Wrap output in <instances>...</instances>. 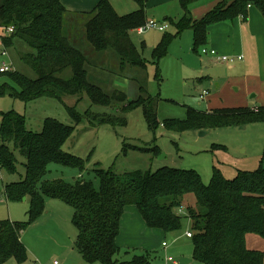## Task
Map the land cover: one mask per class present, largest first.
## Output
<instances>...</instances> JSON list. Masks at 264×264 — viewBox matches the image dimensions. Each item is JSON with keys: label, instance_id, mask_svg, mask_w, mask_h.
<instances>
[{"label": "trees", "instance_id": "trees-1", "mask_svg": "<svg viewBox=\"0 0 264 264\" xmlns=\"http://www.w3.org/2000/svg\"><path fill=\"white\" fill-rule=\"evenodd\" d=\"M137 9L119 14L111 0H100L79 23L85 28L86 42L98 53L113 52L124 73L134 69L146 76L148 64L136 46L130 32L147 21L148 0H133ZM197 0H180L184 16L176 23L178 32L191 27L195 47L205 46L209 27L215 23L246 16L251 4L264 15V0H224L199 20L189 15V6ZM62 0H0V29L14 26L9 35H3L6 46H12L19 37L32 48L21 54L36 73L30 78L19 71L10 72L18 89L4 86L0 96L8 89L10 95L25 102L50 96L64 101L76 96L77 103L84 95L92 104L119 106L120 114L98 113L91 109L81 114L74 106L66 108L74 120L68 125L57 118L47 117L41 131L27 127L26 116L16 110L1 111L0 123V175L2 171L17 173V150L26 158L25 174L18 181L1 186L0 197L9 202H30L29 220H0V264L11 258L23 262L28 258L22 233L44 210L46 198H59L73 208L72 221L78 230L76 248L85 261L102 264H157L154 257L143 250L132 259L120 260L121 250L117 238L126 209L135 206L150 229L165 234L182 231L184 219L191 221L194 258L203 264H264V251L252 248L251 234L264 237V154L260 166L254 171H240L229 180L215 168L209 183L194 169L164 166L155 171L137 169L127 175L105 170L97 163L93 169L96 185L83 175L73 182L62 178L47 179L52 163L86 170V160L65 151L64 144L73 135L76 126L87 119L91 124L126 125L123 113L142 106L148 127L154 133L162 125L167 130H211L224 125L246 121H264V105L256 109L248 106L216 107L199 110L188 107L183 119H158V98L148 93L139 81V94L129 99L122 89L106 90L90 77L92 61L77 43L75 34L67 32L69 18ZM69 22V23H68ZM170 37L154 48L158 62L167 53ZM106 69V68H105ZM5 73V72H4ZM156 140V138H155ZM154 140V141H155ZM139 150L158 156L161 148L124 145V152Z\"/></svg>", "mask_w": 264, "mask_h": 264}, {"label": "rangeland", "instance_id": "rangeland-1", "mask_svg": "<svg viewBox=\"0 0 264 264\" xmlns=\"http://www.w3.org/2000/svg\"><path fill=\"white\" fill-rule=\"evenodd\" d=\"M111 3L119 14L131 13L137 8L133 0H111ZM151 19L165 22L162 18L147 16V20ZM79 22L76 19L73 25L68 24L67 32L69 35L75 34L77 42H74L92 61L89 67L91 79L108 91H126L129 99L139 94L138 82L141 81L148 93L158 98V119L161 123L168 118H185L188 107L205 110L220 106H245L242 103L244 86L238 77L241 74L237 71V61L229 63L201 53L206 46H200L195 51L194 33L192 37L191 31L179 33L170 22L165 31L154 28L147 29L144 33H139L137 29L131 31L133 42L142 51L148 64L145 76L134 69L120 72L119 60L113 52L94 51L86 42L85 28ZM165 37H170L171 41L167 45L166 55L157 62L153 51ZM29 50L32 48L19 37L15 38L12 46H6L0 37V67L8 65L11 71L17 69L26 76L35 78L37 73L21 59V54ZM233 64L234 68H230ZM4 86L19 88L10 72L0 73V88ZM10 92L8 89L0 96V112L16 110L24 114L27 127L37 132L42 130L43 121L47 117L73 125L75 122L66 105L76 104V109L81 114L88 109L98 113L120 114L119 106L92 104L87 95L78 103L76 96L64 97V101L43 96L25 102L11 96ZM204 92H208L206 99L202 97ZM123 116L127 119L126 125H94L86 118L83 119L63 149L85 159L86 170L81 173L77 168L52 163L46 178H62L73 182L83 175L85 179H92L98 185L99 180L93 173L98 163L101 168L112 170L118 175H127L137 169L155 171L164 166L194 169L200 173L205 183H209L215 168L220 169L225 178L232 180L240 171L257 169L263 158L264 121L224 125L205 134H201L200 130H167L160 125L154 133L148 127L142 106L123 113ZM125 144L140 147L157 144L161 153L153 156L133 149L125 153ZM15 153L19 159L18 171L14 174L2 171V188L7 183L20 180L25 174L26 158L17 150ZM29 210V200L9 202L5 195L0 197V220L28 221ZM73 211L62 199L46 198L43 212L22 234V241L28 252L27 260L19 262L11 258L3 264H54L55 261L58 264H102L85 261L75 247L78 230L72 221ZM188 230H192L191 221L184 219L182 231L165 234L163 241L167 242L166 247L161 244L162 238L152 236L151 244L145 251L154 257L157 264H203L194 258L192 239L185 235ZM248 241L252 248L264 251V237L251 234ZM141 252V249L122 248L118 258L132 259Z\"/></svg>", "mask_w": 264, "mask_h": 264}, {"label": "crops", "instance_id": "crops-1", "mask_svg": "<svg viewBox=\"0 0 264 264\" xmlns=\"http://www.w3.org/2000/svg\"><path fill=\"white\" fill-rule=\"evenodd\" d=\"M62 1L68 9L69 17L72 20H80L93 10L100 0ZM223 2L224 0H197L189 6V15L193 19L199 20ZM146 13H148V17H159L170 22L177 29L175 22L184 16L185 9L180 0H148ZM183 31H191L193 37L194 31L191 27ZM2 36L3 34L0 35L1 38ZM205 46L215 48L221 54L242 55L243 58L237 60V71L241 74L238 77L243 81L244 86L242 103L245 106H251L252 109L264 105V15L260 9L255 4H251L246 16L239 15L232 20L211 25ZM32 51L29 50L26 53ZM234 66L233 64L230 68H234ZM252 93L254 95L251 96ZM207 95L204 97L205 99ZM187 232L185 235L189 237ZM152 236L162 238V246L168 245L166 241H163L165 233L162 230L148 228L137 208L135 206L128 207L123 215L121 232L117 238L120 248L148 250Z\"/></svg>", "mask_w": 264, "mask_h": 264}, {"label": "built area", "instance_id": "built-area-1", "mask_svg": "<svg viewBox=\"0 0 264 264\" xmlns=\"http://www.w3.org/2000/svg\"><path fill=\"white\" fill-rule=\"evenodd\" d=\"M168 27H169V23L166 21L164 23H160L159 21H157L155 19H151V20H147L145 24L137 27L136 29L138 30L139 33H144L145 30H147V29L154 28V29H158L160 31H165L168 29ZM13 30H14V26H9V27L0 29V33L1 34L4 33L3 35H9ZM201 53L210 54V55L214 56L217 60L225 61V62H229V63H234L237 60H240L243 58L242 55L228 56L226 54H221L217 49L209 48V47H203ZM7 71H11L10 66L5 65L3 67H0V73H4ZM207 94H208V92H204L202 94V97H205ZM0 177H1V175H0ZM187 235L189 237H191L192 233L187 232ZM164 244H166V242H164ZM54 264H58V262L55 261Z\"/></svg>", "mask_w": 264, "mask_h": 264}, {"label": "water", "instance_id": "water-1", "mask_svg": "<svg viewBox=\"0 0 264 264\" xmlns=\"http://www.w3.org/2000/svg\"><path fill=\"white\" fill-rule=\"evenodd\" d=\"M209 132V130H201L200 131V133L201 134H205V133H208ZM23 200H27V198L26 197H24V199Z\"/></svg>", "mask_w": 264, "mask_h": 264}]
</instances>
